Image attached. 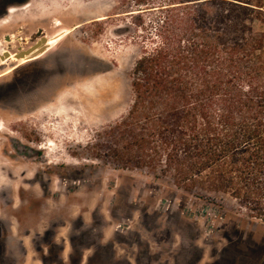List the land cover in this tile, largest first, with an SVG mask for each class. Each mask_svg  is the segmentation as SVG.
I'll list each match as a JSON object with an SVG mask.
<instances>
[{
    "label": "rangeland",
    "instance_id": "374dc122",
    "mask_svg": "<svg viewBox=\"0 0 264 264\" xmlns=\"http://www.w3.org/2000/svg\"><path fill=\"white\" fill-rule=\"evenodd\" d=\"M27 3L8 18V7ZM132 7L130 0H0V51L16 52L17 39L29 43L39 29L48 39L23 62L0 57V234L10 239L0 240V255L16 245L27 256L15 249L12 262L42 264L31 243L47 230L65 241L63 264L82 253L85 261L106 254L100 264L114 256L119 264H264V218L234 199L185 193L85 151L130 101L138 54Z\"/></svg>",
    "mask_w": 264,
    "mask_h": 264
},
{
    "label": "trees",
    "instance_id": "16d2710c",
    "mask_svg": "<svg viewBox=\"0 0 264 264\" xmlns=\"http://www.w3.org/2000/svg\"><path fill=\"white\" fill-rule=\"evenodd\" d=\"M130 1V101L85 151L263 219L264 0Z\"/></svg>",
    "mask_w": 264,
    "mask_h": 264
},
{
    "label": "flooded vegetation",
    "instance_id": "af4514ba",
    "mask_svg": "<svg viewBox=\"0 0 264 264\" xmlns=\"http://www.w3.org/2000/svg\"><path fill=\"white\" fill-rule=\"evenodd\" d=\"M3 20H1V22ZM12 38L13 37L11 36V41H9V43H12V41H13ZM24 39H26V38L19 37L17 39V41H18L19 45L22 46L23 49H26L27 47H29L30 45L34 44L38 40V36L36 35V36L31 37L30 38L31 42H29V43L27 42V40H24ZM24 44H27V45L23 46ZM7 52H9L10 57L2 58L4 60V62L9 61V60L10 61H17L13 57V54H15L16 52H11L9 50H1L0 51V57H2L4 55V53H7ZM24 60H20V61L23 62ZM43 237L44 238H43V240L41 241L40 244H38L37 241L31 243L35 254H37L39 256V259H40L41 263L42 264H63V260H62V262H61V260L59 262L58 258H59V255H63V253L65 252V241L63 242V244L59 245V243L57 242L56 233H49V232H47V230L44 231ZM0 240L3 242V244L5 246L6 244H8L7 242L10 239L8 238V235L5 236V233H4L3 237H1V234H0ZM68 241H69V244L71 243V248L73 249L75 247V243L74 242H76V241L73 240V239L70 240V238L68 239ZM43 244H44V247L48 249L47 251L46 250L43 251ZM95 244H96V241L94 243H92V242L83 243V244H81V247H82L81 251H83L84 248H90V247H92V245H95ZM9 246H11V245H9ZM15 246L16 245L11 246L10 247L11 250L9 248L3 250L2 255H0V264H15L14 262H12V258L16 254L15 253L16 251L19 252V254L21 256L23 255L24 258L27 256V252L25 251V249H24V252L22 253L20 251V248L18 249V246H16L17 248ZM52 248L56 249V255H55L54 258L52 257V253H51L52 252ZM15 249H16V251H14ZM57 249H58V252H57ZM84 257H85V255H84V253H82L80 255V259L79 258L75 259L76 260L75 261L68 254V261H72L73 260L74 261L73 264H84L85 262L87 264H92V262H95V260L97 259V256H95L94 260L90 259L88 261V259L86 258V261H85ZM114 258H115V256H114ZM114 258L110 260V264H119L118 260L114 259ZM102 260H103V262L107 263V255L106 254H104V255L100 254V256L97 259L98 264H100V262Z\"/></svg>",
    "mask_w": 264,
    "mask_h": 264
},
{
    "label": "water",
    "instance_id": "95a60500",
    "mask_svg": "<svg viewBox=\"0 0 264 264\" xmlns=\"http://www.w3.org/2000/svg\"><path fill=\"white\" fill-rule=\"evenodd\" d=\"M8 10H9V7L7 8V11ZM42 34H43V31L41 29H39V31L37 32L38 40L34 44L27 47L26 49H23L22 46H20L18 48V50L16 51L15 56L19 59L22 56H24L25 54H30V53L36 51L37 49H39V47L44 46L47 42V37L42 35ZM5 40L8 42L11 41V36L7 35L5 37ZM41 48H43V47H41ZM7 54L8 53H4V55L1 57V59L4 57H9V56H7Z\"/></svg>",
    "mask_w": 264,
    "mask_h": 264
},
{
    "label": "bare ground",
    "instance_id": "6f19581e",
    "mask_svg": "<svg viewBox=\"0 0 264 264\" xmlns=\"http://www.w3.org/2000/svg\"><path fill=\"white\" fill-rule=\"evenodd\" d=\"M31 1H34V0H31ZM30 6V3H27V4H24V5H22L21 7H9V10L7 11V15H8V13H9V15H8V18H9V16H13V13H15L17 10H19V9H21V10H25L27 7H29ZM5 19V20H3L2 22L3 23H6L9 19ZM47 42H48V39H47ZM46 42V43H47ZM40 48V47H39ZM8 54H7V56H9L10 57V54H9V52H7ZM33 53V52H32ZM32 53H30V54H32ZM30 54H25L24 56H22L21 58H17L15 55L16 54H13V57L16 59V60H24L27 56H29ZM5 58H8V57H5ZM0 130H2V127H0Z\"/></svg>",
    "mask_w": 264,
    "mask_h": 264
}]
</instances>
